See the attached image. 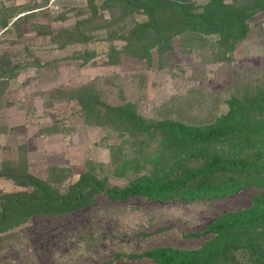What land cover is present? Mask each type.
<instances>
[{"label":"rangeland","instance_id":"obj_1","mask_svg":"<svg viewBox=\"0 0 264 264\" xmlns=\"http://www.w3.org/2000/svg\"><path fill=\"white\" fill-rule=\"evenodd\" d=\"M114 12L123 16L101 0H0V202L32 191L8 177L14 168L70 199L0 225V264H156L147 252L199 250L214 237L208 224L264 198L256 186L191 202L114 196L203 162L201 148L160 127L217 125L235 114L232 104L264 100V10L231 46L192 33L156 42L145 32L137 44L152 45L148 52L126 48L131 16L107 26ZM257 107L250 114L262 120L264 102ZM251 144L264 148L247 140L202 149L245 155Z\"/></svg>","mask_w":264,"mask_h":264},{"label":"trees","instance_id":"obj_2","mask_svg":"<svg viewBox=\"0 0 264 264\" xmlns=\"http://www.w3.org/2000/svg\"><path fill=\"white\" fill-rule=\"evenodd\" d=\"M108 8L117 5L123 10V16L115 19L117 13H112L114 19L108 21L107 26L124 24L127 17L131 20L125 27H132L130 43L126 45L130 51L142 49L148 52L152 45H140L145 32H151L160 37L168 33L166 39L186 33L203 36H218L219 42H226L229 46L245 37L247 21L259 11L264 10V0H205L196 3L193 0H101ZM93 3V1H92ZM125 11V12H124ZM21 12L18 11V14ZM13 14L14 22L24 15ZM140 15L137 20L134 16ZM13 22V23H14ZM89 21H85L87 23ZM84 23V22H83ZM102 26V25H101ZM104 26V25H103ZM66 37L72 35L65 30ZM82 39L87 35L78 33ZM153 38V44L156 42ZM151 43V44H152ZM83 55L82 57H89ZM20 66H12V72ZM8 72V71H7ZM86 96H89L87 94ZM264 100L257 101L261 106ZM235 114L227 122L206 127H188L182 124H169L160 129L166 130L177 141L191 147L201 148L199 154L204 156L199 165L182 167L181 171L170 177L155 179H140L131 183L123 191L115 192V198L127 199L142 196L148 199L172 200L191 202L200 199H219L238 192L246 187L264 188V148L251 144L245 155H229L218 151H208L202 148L209 145H233L236 141H263L264 118L253 117L251 108L255 105H244L241 102L232 104ZM12 178L15 184L32 186V191L4 195L0 205V225L8 227V221L14 223L20 215L28 216L39 213L45 214L51 208L61 207L70 199L60 201L52 195L50 186L30 175L17 173L12 169ZM24 195V196H22ZM5 198H7L5 200ZM12 199V201H11ZM264 198L258 199L254 206L242 213H233L218 218L208 224L205 233L213 235V239L201 249L193 252H179L166 248H159L147 252V257L156 264H238L231 263L229 256L245 252L247 263L264 264V250L262 242L264 236Z\"/></svg>","mask_w":264,"mask_h":264}]
</instances>
